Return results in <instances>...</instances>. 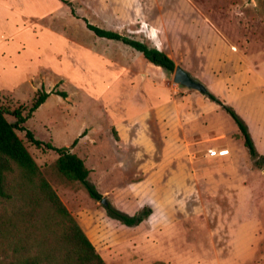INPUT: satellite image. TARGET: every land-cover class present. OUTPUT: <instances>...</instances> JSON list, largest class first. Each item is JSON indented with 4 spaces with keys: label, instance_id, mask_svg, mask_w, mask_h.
<instances>
[{
    "label": "rangeland",
    "instance_id": "374dc122",
    "mask_svg": "<svg viewBox=\"0 0 264 264\" xmlns=\"http://www.w3.org/2000/svg\"><path fill=\"white\" fill-rule=\"evenodd\" d=\"M67 1L0 0V107L13 122L41 85L65 90L23 126L57 146L86 130L71 150L88 180L127 214L151 207L137 225L110 217L58 171L55 151L16 129L105 263L264 264V169L235 121L82 19L163 50L238 113L264 154V0Z\"/></svg>",
    "mask_w": 264,
    "mask_h": 264
},
{
    "label": "trees",
    "instance_id": "16d2710c",
    "mask_svg": "<svg viewBox=\"0 0 264 264\" xmlns=\"http://www.w3.org/2000/svg\"><path fill=\"white\" fill-rule=\"evenodd\" d=\"M62 1L68 3L67 0ZM71 13L75 15L73 8ZM82 19L98 37L120 41L139 51L150 63L174 71V60L163 50L117 31L101 28L85 17ZM52 93L67 97L65 90L48 91L41 85L25 114L19 109L12 111L16 118L13 122L6 119L5 111L0 107V264H106L16 133V129L25 130L26 137L35 145L55 151L58 154L56 167L63 176L81 182L91 198L100 200L103 197L88 180L89 169L84 160L71 150L86 130L70 146H57L36 139L32 131L23 126ZM205 94L232 117L250 155L264 169V154L256 150L246 123L214 93L207 90ZM104 207L110 217L129 226L141 223L152 212L148 205L133 215L108 201Z\"/></svg>",
    "mask_w": 264,
    "mask_h": 264
},
{
    "label": "water",
    "instance_id": "95a60500",
    "mask_svg": "<svg viewBox=\"0 0 264 264\" xmlns=\"http://www.w3.org/2000/svg\"><path fill=\"white\" fill-rule=\"evenodd\" d=\"M173 80L175 83H178L180 85H184V86L189 87V88L197 89L202 93H205L207 91L206 86L202 82L193 78L190 75V73L180 65H176V67L174 69ZM99 201L102 204L107 203L106 197H104V196Z\"/></svg>",
    "mask_w": 264,
    "mask_h": 264
},
{
    "label": "crops",
    "instance_id": "0c3cea01",
    "mask_svg": "<svg viewBox=\"0 0 264 264\" xmlns=\"http://www.w3.org/2000/svg\"><path fill=\"white\" fill-rule=\"evenodd\" d=\"M152 84H153V83H152ZM153 86H154V85H153ZM154 90H156L155 86H154ZM48 97H49V96H48ZM46 100H47V99H46ZM46 100H45V101H46ZM42 104H43V103H42ZM42 104H41V105H42ZM39 107H40V106H39ZM39 107H38V108H39ZM38 108H37V109H38ZM37 109H36V110H37ZM36 110H35V111H36ZM35 111H34V112H35ZM145 111H146V109L139 110V111L136 113V115H143V113H144ZM116 123H120V122H116ZM88 135H89V134H88ZM88 135L85 134L83 137H81L80 142L82 141V139H86V138L88 137Z\"/></svg>",
    "mask_w": 264,
    "mask_h": 264
}]
</instances>
